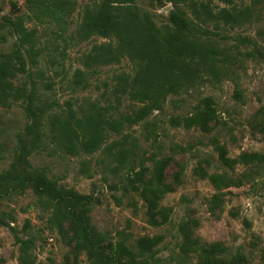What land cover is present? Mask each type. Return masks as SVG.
<instances>
[{"label": "rangeland", "instance_id": "obj_1", "mask_svg": "<svg viewBox=\"0 0 264 264\" xmlns=\"http://www.w3.org/2000/svg\"><path fill=\"white\" fill-rule=\"evenodd\" d=\"M70 1V14L54 22L32 20L26 0H0V53L15 48L17 38L11 27L15 21L34 33L39 50L37 65L27 66L29 77L19 75L14 85L25 82L30 87L33 83L38 97L52 103L58 113L65 112L67 103L77 114L96 103L116 107L117 118L132 114L141 105L127 98L116 105L111 89L114 77L132 76L136 64L122 59L118 65L86 68L82 55L93 46L113 41L93 36L79 42L75 35L83 12L95 11L100 0ZM206 1L218 8L228 6L225 0ZM231 1L235 5L251 2ZM135 5L149 14L158 29L170 26L167 16L172 6L166 0H135ZM255 7L250 23L242 27L209 26L222 39L209 38L213 48L236 58L232 66L225 64L227 73L219 82H205L169 96L162 110L135 125H125L119 134L104 132L103 142L93 154L68 155L48 140L28 157L30 169L20 175L40 171L58 187L91 197L90 223L110 241L125 238L133 243L159 237L157 257L162 264L180 262L182 249L189 253L188 262H194L193 241L219 243L229 257L243 253L242 264H264V170L247 179L256 171L254 165L238 163L228 168L217 151L222 146L232 160L241 155H264V0ZM243 38L255 42L260 54L246 58L253 47L242 44ZM77 70L84 74L85 90L71 84ZM236 90L239 99L234 96ZM206 98L212 100L216 113L206 130L179 124ZM26 124L20 103L0 102V176L10 170L17 137ZM113 144L117 146L111 147ZM117 150L122 151L120 160L114 156ZM161 159L167 161L164 182L173 191L158 198L153 210L157 225H151L143 188ZM211 176H222L225 185H214ZM10 187L9 182L0 186V216L5 222L0 225V264H19L15 236L32 241L35 264H86L85 256L74 251L67 223L56 226L50 222L51 209L44 198L30 186L12 191Z\"/></svg>", "mask_w": 264, "mask_h": 264}, {"label": "trees", "instance_id": "obj_2", "mask_svg": "<svg viewBox=\"0 0 264 264\" xmlns=\"http://www.w3.org/2000/svg\"><path fill=\"white\" fill-rule=\"evenodd\" d=\"M250 1V4L235 5L231 0H225L228 6L218 8L206 0H166L172 9L167 16L170 26L163 30L156 27L149 14L135 5V0H100L95 11L85 10L76 39L84 42L96 36L113 42L93 46L82 55V64L88 69L101 68L118 65L126 59L137 66L132 76L119 74L114 77L111 95L116 105L123 98L141 105L132 114L119 115L118 118L114 116L116 107H101L96 103H90L86 110L80 109L78 114L67 103L65 112L58 113L53 110L52 103L38 97L33 83L30 87L25 82L15 86L19 75L29 77L31 71L27 66L37 65L39 50L34 33L28 31L21 21L12 22L17 42L9 53H0V102L20 103L27 124L17 137V149L10 170L0 176V186L9 182L11 191L18 187H32L51 209L50 222L56 226L67 223L74 251L85 256L86 264H162L157 257L159 237L140 238L133 243L125 238L110 241L90 223L91 197L58 187L40 171L25 175L19 172L30 169L28 157L48 140L68 155L78 152L93 154L99 150L104 132L119 134L125 125H135L152 112L162 110L169 96H177L205 82H219L227 73L225 64L232 66L236 58L213 48L209 38H221L212 33L209 26L215 29L220 24L231 27L249 24L256 11L255 5L259 3V0ZM26 3L32 20L36 21L46 18L61 22L73 8L70 0H26ZM240 42L252 44L253 51L246 54V58L253 57L254 53L260 54V47L252 40L243 38ZM71 84L82 90L88 87L80 70L73 75ZM234 96L239 99L240 92L236 90ZM215 119L213 102L206 98L179 124L187 129L206 130ZM116 146L113 144L111 147ZM217 151L219 160L228 168L238 163L254 165L256 171L250 173L247 179L264 170V165L260 166L264 164V155H241L232 160L226 157L222 146L218 145ZM114 156L120 160L122 151L117 150ZM166 166L165 159L157 161L152 180L143 188L148 196L147 213L151 225H157L153 210L158 198L173 191L164 182ZM176 180L179 183L178 177ZM210 180L216 186L225 185L222 176H211ZM0 225H5L1 216ZM15 244L19 264H35L32 241L15 236ZM191 246L194 247L191 253H197L195 261L188 262L189 253L182 249V259L177 264H242L245 259L240 252L229 257L219 243L205 245L193 241Z\"/></svg>", "mask_w": 264, "mask_h": 264}]
</instances>
